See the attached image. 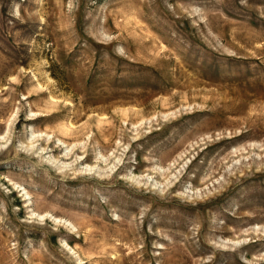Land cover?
Listing matches in <instances>:
<instances>
[{
	"label": "rangeland",
	"instance_id": "rangeland-1",
	"mask_svg": "<svg viewBox=\"0 0 264 264\" xmlns=\"http://www.w3.org/2000/svg\"><path fill=\"white\" fill-rule=\"evenodd\" d=\"M0 264H264V0H0Z\"/></svg>",
	"mask_w": 264,
	"mask_h": 264
}]
</instances>
